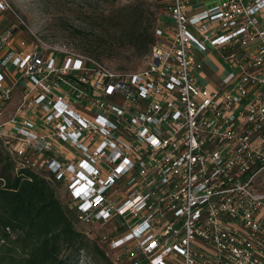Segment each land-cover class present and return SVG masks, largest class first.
Returning a JSON list of instances; mask_svg holds the SVG:
<instances>
[{"label": "built area", "instance_id": "obj_1", "mask_svg": "<svg viewBox=\"0 0 264 264\" xmlns=\"http://www.w3.org/2000/svg\"><path fill=\"white\" fill-rule=\"evenodd\" d=\"M161 1L129 72L0 29V146L112 264H264V0ZM210 55L214 88L195 75Z\"/></svg>", "mask_w": 264, "mask_h": 264}, {"label": "rangeland", "instance_id": "obj_2", "mask_svg": "<svg viewBox=\"0 0 264 264\" xmlns=\"http://www.w3.org/2000/svg\"><path fill=\"white\" fill-rule=\"evenodd\" d=\"M5 1L10 9L2 13L1 19H4L0 22V29L19 25L20 38L26 40L36 38L38 45L44 49L75 51L113 70L124 72L139 69L149 53L137 48L136 35L153 33L154 28L165 17L164 3L160 0ZM18 18L22 20L23 25L19 24ZM220 63L227 71L223 61ZM17 93L18 90L15 94ZM1 155L4 162L0 163V170L6 160L4 154L1 153ZM56 195L65 209H68L66 194L60 187L56 188ZM78 226L88 233L90 228L88 225L78 223ZM103 227L98 230V233L106 232ZM91 238L92 241L97 240L94 237ZM13 239L14 237L9 235L8 231L4 233L0 230V245H4V241L10 243ZM101 246L105 251L104 245L101 244ZM4 256L5 259L1 264H10L12 261L16 263L20 257L14 252ZM77 264L109 263L95 256L90 249L87 255L81 256Z\"/></svg>", "mask_w": 264, "mask_h": 264}, {"label": "trees", "instance_id": "obj_3", "mask_svg": "<svg viewBox=\"0 0 264 264\" xmlns=\"http://www.w3.org/2000/svg\"><path fill=\"white\" fill-rule=\"evenodd\" d=\"M154 36V30L137 34V48L149 51ZM0 151V163L1 153L6 159L0 170V230L14 237L0 245V264L12 252L20 257L10 264H77L90 249L112 264L101 244L79 228L74 210L65 209L56 195L58 186L28 169L15 174L9 154L1 146Z\"/></svg>", "mask_w": 264, "mask_h": 264}, {"label": "crops", "instance_id": "obj_4", "mask_svg": "<svg viewBox=\"0 0 264 264\" xmlns=\"http://www.w3.org/2000/svg\"><path fill=\"white\" fill-rule=\"evenodd\" d=\"M204 67L196 74V82L207 88H214L221 85L225 70L221 63L210 55L206 57Z\"/></svg>", "mask_w": 264, "mask_h": 264}]
</instances>
